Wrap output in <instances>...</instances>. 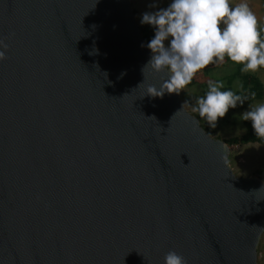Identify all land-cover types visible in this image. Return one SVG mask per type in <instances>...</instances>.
I'll return each instance as SVG.
<instances>
[{"label":"water","instance_id":"95a60500","mask_svg":"<svg viewBox=\"0 0 264 264\" xmlns=\"http://www.w3.org/2000/svg\"><path fill=\"white\" fill-rule=\"evenodd\" d=\"M0 39V264H258L264 179L148 95L130 0H0Z\"/></svg>","mask_w":264,"mask_h":264},{"label":"clouds","instance_id":"9594fccd","mask_svg":"<svg viewBox=\"0 0 264 264\" xmlns=\"http://www.w3.org/2000/svg\"><path fill=\"white\" fill-rule=\"evenodd\" d=\"M140 23L151 26L155 33L146 45L152 56L143 71L166 75L159 88L149 86L148 95L152 97L179 94L200 70L211 64L219 66L226 57L242 65L244 73L264 69V30L258 29L257 17L245 0H170L166 8L144 12ZM7 49L8 45L0 39V61L6 59ZM256 95L242 84L232 90L226 89L222 80L210 79L192 111L215 127L230 109L255 101ZM240 115L251 122L255 135L264 139V101L250 103ZM163 264L186 261L173 250L165 254Z\"/></svg>","mask_w":264,"mask_h":264},{"label":"rangeland","instance_id":"374dc122","mask_svg":"<svg viewBox=\"0 0 264 264\" xmlns=\"http://www.w3.org/2000/svg\"><path fill=\"white\" fill-rule=\"evenodd\" d=\"M133 9L136 11V17L140 23L142 17L141 12L137 6V0H130ZM144 12L157 11L161 8H166L170 0H143ZM241 0H233V3H239ZM249 4L250 9L256 15L258 20V29L264 27V0H245ZM154 6V7H150ZM213 65V64H211ZM214 68L209 74H204L201 70L196 74L197 84L194 86H187L181 91L182 99L185 107L193 114H197L192 111V108L196 104V98L202 96L207 90L206 84L211 80H222L225 84L226 77L233 74L235 70V63L225 58L224 63L219 66L213 65ZM253 73V72H250ZM253 74H256L264 83V69H261ZM241 81L237 78L232 84L233 90H238V85ZM264 101V97L261 100H256L251 103H258ZM250 103H246L243 107L238 106L236 109H230L225 117L218 120L215 127H210L207 121L204 125L207 129L212 131V136L223 140L230 139L232 137H241L246 132L244 120L241 117V113L248 110ZM206 129V130H207ZM231 152L228 156L229 163L238 176H252L257 174L264 168V144L261 143H248L246 145H230ZM258 264H264V233L261 237L258 247Z\"/></svg>","mask_w":264,"mask_h":264},{"label":"trees","instance_id":"16d2710c","mask_svg":"<svg viewBox=\"0 0 264 264\" xmlns=\"http://www.w3.org/2000/svg\"><path fill=\"white\" fill-rule=\"evenodd\" d=\"M135 13H136V11H135ZM140 26L142 28L144 38L148 43L155 35L154 29L149 25H141V23H140ZM262 30H264V27L262 28ZM261 35H262V37H264V31L261 32ZM226 59L229 60L227 57H226ZM213 65H209L206 68L202 69L201 71L204 74H209L212 71V69L214 68ZM241 67H242V65L235 64V70H234L233 74L226 77L227 85L225 86V88L233 90L232 84H233L234 80H236L238 78L241 81V84L243 85L245 90H248L249 92H251V91L256 92V94H257L256 100H261L264 97V83L256 74H253L250 72H247V73L241 72ZM196 84H197V78L195 75L192 82L188 86L191 87V86H194ZM206 87H207V84H206ZM251 102H253V101L249 100L246 103H251ZM195 115L199 118L202 126L205 129H207L204 125V122L206 120L200 118L198 113ZM244 125L246 127V132L243 136L232 137V138L227 139L225 141H227V143H229V145H238V144L244 145V144H248V143L264 144V139L257 137L255 135V133L253 132L250 121H244ZM207 131L212 135L211 130L207 129ZM257 174H260L262 176V178L264 179V168L261 169Z\"/></svg>","mask_w":264,"mask_h":264},{"label":"crops","instance_id":"0c3cea01","mask_svg":"<svg viewBox=\"0 0 264 264\" xmlns=\"http://www.w3.org/2000/svg\"><path fill=\"white\" fill-rule=\"evenodd\" d=\"M137 6H138V8H139V10L141 12V15H142L143 14V10L145 8L144 1L143 0H137ZM244 145H246V144H244ZM263 155H264V150H263Z\"/></svg>","mask_w":264,"mask_h":264}]
</instances>
